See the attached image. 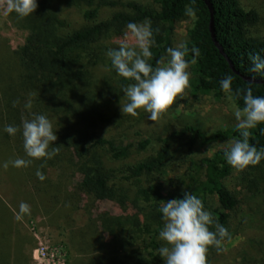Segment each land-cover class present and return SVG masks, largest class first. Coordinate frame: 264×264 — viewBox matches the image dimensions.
Segmentation results:
<instances>
[{"label":"trees","instance_id":"1","mask_svg":"<svg viewBox=\"0 0 264 264\" xmlns=\"http://www.w3.org/2000/svg\"><path fill=\"white\" fill-rule=\"evenodd\" d=\"M151 1L152 5L128 1L123 4L128 11H117L107 19H97L100 7L115 5L117 1L37 0L38 7L33 14L20 18L15 13L26 34L23 43L12 51L13 61L0 67V159H31L24 152L22 133L9 135L3 129L6 125L19 127L22 120L32 119L33 114H43L57 127L53 131L58 139L50 144L49 151L58 147L60 154L61 150L70 148L80 175L79 188L94 199L112 200L123 207L129 202L134 208L133 213L122 216L103 214L99 217L101 229L109 235V240L96 242L102 254L89 259L94 264H164L158 255V249L164 243L158 238L163 227L162 214L158 211L160 201L182 199L185 193L171 188L162 193L161 183H148L146 177L163 172L171 157L170 143L179 135H188L190 145L240 138L236 127L204 134L192 125L173 129L165 136L157 137L154 143L148 137L125 144L104 137L99 131L109 118L91 104V97L87 96L90 93L87 85L91 83L88 66L95 43L120 32L129 22L150 20L155 43L150 49L149 63L156 67L157 61L164 58L166 49L171 47L175 23L185 14L186 6H191L196 15L186 29L185 45L189 49L186 58L192 59L193 47L200 50L197 63L191 64V88L211 91L219 97L224 92L220 81L230 75L231 95L236 106L243 107V90L248 87L252 88L254 96H264V83L243 80L229 68L215 47L208 30L209 11L202 0ZM209 1L213 8L215 38L235 70L243 75L264 78V74L250 71L252 55L259 54L264 58V37L248 33V27L257 20L256 12L244 9L238 0ZM67 6L81 9V17L87 23L68 29L60 16ZM105 63L117 77L119 90L132 82L117 75L110 59ZM237 89L241 90L239 97L236 96ZM29 100L32 102L30 109L25 107ZM14 102H17L15 106ZM250 132L249 142L258 150L264 149V123ZM14 143H17L15 150ZM152 146L148 154L126 165L120 174L107 166L110 161L128 157L131 148L143 151ZM224 151L216 149L199 159L195 173H187V193L192 192L202 199L214 221L225 227L228 211L235 206L236 199L222 180L229 168ZM59 157L31 159L28 167H13L11 173L0 167V182L7 179L10 184H20L25 177L38 181L37 170L44 173L45 165ZM10 218V212L0 198V234L1 231L5 234L3 239L8 245V253H0V264H27V257L22 253L23 241L12 236ZM11 245L15 247L14 253L9 250Z\"/></svg>","mask_w":264,"mask_h":264},{"label":"rangeland","instance_id":"2","mask_svg":"<svg viewBox=\"0 0 264 264\" xmlns=\"http://www.w3.org/2000/svg\"><path fill=\"white\" fill-rule=\"evenodd\" d=\"M114 1H117L115 5L100 7L97 19H107L117 11H128L123 5L128 1L152 5L151 0ZM238 2L244 9H253L257 14V20L248 27V33L264 37V0ZM80 10L77 6H67L62 10L60 16L68 29L87 23L81 17ZM17 18L15 12L6 14L4 8L0 7V67L13 61L12 51L23 43L26 30L19 26ZM191 21L192 17L184 14L175 23L171 47L185 44L186 29ZM126 30L124 27L120 32L95 43L94 55L97 58L92 55V60L89 59L91 83L87 85L90 90L87 96L91 97V104L109 118V122L102 125L99 131L104 137L123 144L148 137L154 143L157 137L184 125L195 126L204 134L236 127L233 114L236 105L228 99L230 94L223 92L216 97L211 91H194L191 86L156 121H150V114L143 109H139L135 117L121 113L120 105L126 99L119 90L117 77L105 62L109 59L106 52L118 46ZM164 59L167 60V55ZM188 71L191 79V64ZM50 121L53 125V121ZM55 127L53 125V130H56ZM231 140L234 139L190 145L188 135H179L170 143L171 157L163 172L147 176L146 180L148 183H161L162 193L168 188L186 193L187 175L195 173L199 159L216 149H226ZM16 145H12L13 150ZM152 149L153 146L143 151L131 148L128 157L110 161L107 166L120 174L126 165L142 158ZM57 155L60 156L59 161L53 159L55 162L45 165L43 174L46 179L43 181L25 177L20 184H10L7 179L0 182V198L11 215L12 236L23 241L22 253L27 257V264H94L89 259L102 254L96 242L109 240V235L101 229L99 217L103 214L122 216L133 213L134 208L129 202L123 207L112 200L94 199L86 195L79 188L80 175L70 148L61 150ZM8 161L11 160L0 159V167L11 173L14 171L11 164L7 169L3 167ZM222 180L236 199L235 206L228 211L225 226L230 238L222 241L223 250L219 253L215 247H209L207 264H264V159L258 165L243 170L229 165ZM21 202L30 206V214H23L21 219H17ZM210 230L215 231V227L210 226ZM4 236L1 231L0 253H8ZM9 250L14 253V245Z\"/></svg>","mask_w":264,"mask_h":264},{"label":"clouds","instance_id":"3","mask_svg":"<svg viewBox=\"0 0 264 264\" xmlns=\"http://www.w3.org/2000/svg\"><path fill=\"white\" fill-rule=\"evenodd\" d=\"M0 7L6 14L15 12L18 17L24 18L33 14L38 4L37 0H0ZM185 14L194 18L196 11L186 6ZM126 29L118 46L106 52L117 75L132 81L121 89L126 102L120 105V110L135 117L138 110L143 109L150 114V121H156L190 86L188 69L190 64L197 63L200 50L193 47V57L189 61L186 59L189 49L185 44L169 47L166 49L167 60L161 58L153 67L149 63L152 58L150 49L155 43L151 21L129 22ZM251 65V72L264 74V58L259 54L251 56ZM220 87L230 94L228 99L232 100L230 75L221 79ZM240 94L241 90L237 89L236 96ZM25 107H32L31 100ZM233 114L240 138L228 142L224 157L228 165L243 170L258 165L264 159V149L258 150L249 142L250 130L264 123V96H254L251 87L244 89L243 107L236 106ZM3 130L9 135L18 131L22 133L24 152L31 159H51L59 152L58 147L49 151L57 136L51 121L43 114H33L32 119L22 120L19 127L6 125ZM31 159L16 158L5 162L3 167L7 169L9 164L16 168L28 167ZM36 176L41 181L46 179L40 170H37ZM158 211L163 220L158 238L164 242L158 249V255L163 258L164 264H207L209 247H215L219 253L223 250L222 241L230 238L228 230L214 221L212 214L205 210L202 199L192 192H186L182 199L160 201ZM23 214H30V206L25 202L19 205L17 219H21ZM210 226H214L215 231L210 230Z\"/></svg>","mask_w":264,"mask_h":264},{"label":"water","instance_id":"4","mask_svg":"<svg viewBox=\"0 0 264 264\" xmlns=\"http://www.w3.org/2000/svg\"><path fill=\"white\" fill-rule=\"evenodd\" d=\"M202 1L205 3V5H206V7H207V9L209 11L208 30H209V33H210L211 40L213 41L215 47L218 49L219 53L226 59L229 68L232 71H234L236 74L240 75V77L243 80H245V81H248L250 83H264V78L252 77V76H249V75H243V74H240L237 70H235V68L233 67L232 62L226 56V54L224 53L221 45L219 44V42L215 38L214 28H213V8H212V5H211L209 0H202Z\"/></svg>","mask_w":264,"mask_h":264}]
</instances>
